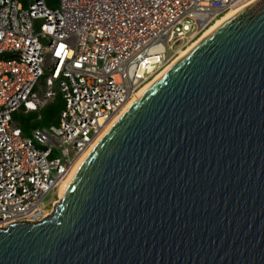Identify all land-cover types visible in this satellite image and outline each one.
<instances>
[{
  "label": "water",
  "instance_id": "1",
  "mask_svg": "<svg viewBox=\"0 0 264 264\" xmlns=\"http://www.w3.org/2000/svg\"><path fill=\"white\" fill-rule=\"evenodd\" d=\"M0 264H264V0L143 92Z\"/></svg>",
  "mask_w": 264,
  "mask_h": 264
},
{
  "label": "built area",
  "instance_id": "2",
  "mask_svg": "<svg viewBox=\"0 0 264 264\" xmlns=\"http://www.w3.org/2000/svg\"><path fill=\"white\" fill-rule=\"evenodd\" d=\"M246 1L0 0V227L42 219L140 87ZM58 94L56 122L25 134L13 114L40 120Z\"/></svg>",
  "mask_w": 264,
  "mask_h": 264
},
{
  "label": "bare ground",
  "instance_id": "3",
  "mask_svg": "<svg viewBox=\"0 0 264 264\" xmlns=\"http://www.w3.org/2000/svg\"><path fill=\"white\" fill-rule=\"evenodd\" d=\"M257 0H248L242 5H239L231 10L227 11L221 17L217 18L206 30L198 36L194 41L187 45L186 48L179 50L178 54L172 59L160 72H158L152 79H150L147 83H145L140 89L134 94V96L125 104V106L121 109V111L112 118V120L106 125V127L101 131V133L96 137L95 141L86 150L82 155L78 157V159L71 166L70 172L66 175V177L61 181L57 188V197L53 200L54 205L59 203L60 195L63 187L67 184V182L71 179L73 174L76 172L78 167L83 163L85 158L89 155V153L93 150V148L98 144V142L103 138L106 132L117 122V120L127 111V109L134 103V101L145 92L156 80H158L168 69H170L181 57H183L187 52H189L194 46H196L199 42H201L204 38H206L210 33H212L216 28H218L221 24L226 22L228 19L239 13L241 10L254 3ZM51 210L44 214V217L48 216ZM43 217V218H44Z\"/></svg>",
  "mask_w": 264,
  "mask_h": 264
},
{
  "label": "trees",
  "instance_id": "4",
  "mask_svg": "<svg viewBox=\"0 0 264 264\" xmlns=\"http://www.w3.org/2000/svg\"><path fill=\"white\" fill-rule=\"evenodd\" d=\"M63 106V100L61 96L58 94L54 100L47 104L42 110H41V119L40 120H34L32 115H28V117H23L26 115L20 114V126L25 134L29 133V128L34 126H48L49 124L55 123L57 119V115L60 111V109Z\"/></svg>",
  "mask_w": 264,
  "mask_h": 264
},
{
  "label": "rangeland",
  "instance_id": "5",
  "mask_svg": "<svg viewBox=\"0 0 264 264\" xmlns=\"http://www.w3.org/2000/svg\"><path fill=\"white\" fill-rule=\"evenodd\" d=\"M56 5V3L53 5V6H55ZM170 53V51H168V54ZM57 89V88H56ZM28 115L29 114H26V116H23V117H28ZM13 117H14V119H15V121L16 122H18V124H20L21 123V120H20V116H18V115H16V114H13ZM32 117H33V119L35 120V116H33L32 115ZM53 196H54V194L53 193H50L45 199H44V201L42 202V204L45 206V207H48V202L51 200V198H53ZM52 207L53 206H50L48 209L49 210H51L52 209Z\"/></svg>",
  "mask_w": 264,
  "mask_h": 264
}]
</instances>
